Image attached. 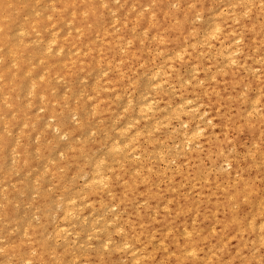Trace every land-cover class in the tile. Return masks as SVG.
Here are the masks:
<instances>
[{
    "label": "bare ground",
    "instance_id": "obj_1",
    "mask_svg": "<svg viewBox=\"0 0 264 264\" xmlns=\"http://www.w3.org/2000/svg\"><path fill=\"white\" fill-rule=\"evenodd\" d=\"M113 1L116 0H0V87L8 98L15 91L20 94L23 90L15 88L11 79L21 85L22 79L33 80L34 74V83L28 84L30 90L27 92L23 86L24 93L29 92L32 100L36 97L41 99L38 102L54 119L61 113L57 114L55 110L59 105L55 93L52 94L53 79L62 77L71 81L78 76L88 77L100 66L113 67L111 76L104 77L101 83L96 82L99 85L91 89L92 115L104 120L115 110L116 104L111 97L121 96L126 90L124 86H129L131 92L136 91L144 75L153 79L152 85L151 79L148 82L150 86H159L163 82L168 86L175 83L177 87L175 94H170L160 85L155 104L135 100L134 104L141 101L140 106H135L146 121L140 123L135 120V124V118L133 121L125 118L129 122H125V126L116 133L121 140L116 139L117 135L115 138L106 137L105 132L103 135L108 140L104 142L102 137L104 144L100 155L96 156V150H93L94 158H88L90 160L86 159L88 155L86 158L80 156L83 162L85 159L89 161L86 162L88 164H76V154L84 150L82 146H86L87 141H79L82 148L71 146L68 155L63 154L64 161L71 166V170H66L72 172L75 166L82 169L84 181L78 186L72 174L71 180L64 182L69 186L67 194H62V198L58 197L60 194L57 196L60 203L49 202L51 197L48 196L46 203L51 207L45 205L49 209L58 205L57 210L51 209L52 212L58 211L53 214L58 222L52 220L54 224H50V216H45L47 213L44 212L39 217L43 225L36 222V227H24L23 232L17 230L16 234L22 232L21 236L10 233L13 226L7 230L12 237L0 248V264H264V0H117L121 2L118 10L111 3ZM167 4L176 8L166 11ZM146 6L148 10L142 11ZM223 7L226 9L222 10ZM63 25H68L65 35L59 34ZM17 35L19 38L22 35L23 39H18ZM253 43L257 50L262 51L258 60L249 55ZM150 44L152 55L148 53ZM39 49L49 53L54 49L55 52L44 59L38 57ZM40 60L45 64L44 75H39L35 67L30 68ZM116 63L121 68H114ZM183 69H187L186 74ZM3 94H0L2 102L3 99L6 101ZM17 99L6 101L7 106L6 102L1 104L15 115L23 105L19 107ZM66 100H63L65 104ZM28 105L31 103L27 104L26 100L25 106ZM73 105V113L75 111L79 118L82 102ZM134 108L130 109L132 114ZM204 114L205 121L210 123L207 122L208 125L198 120L202 116L195 119ZM9 116L11 118L12 115ZM24 117L29 120V116ZM11 119V126L16 125L15 118ZM173 121H183L187 128H173L174 133H168V125ZM25 122L19 126L18 133L26 140V145L34 127L30 129V124ZM33 122L32 125L35 124ZM78 123L81 125L80 120ZM6 124L1 127L7 128ZM79 126L78 129L82 125ZM234 132H246L250 136L247 148L239 151ZM173 136L176 149L170 153V161L174 165L169 167L167 147ZM0 137L2 160L5 153L2 144H11L7 142L10 138ZM96 137L99 138L98 135ZM95 146L102 147L96 141L85 149L90 151ZM185 147L189 149L185 151ZM129 149L133 155H138V159L127 160ZM62 150L60 152L67 149ZM84 153L82 156L86 155ZM25 154L23 152L20 158L21 166L30 171L34 167ZM60 155L61 159L62 153ZM50 163L54 165L52 161ZM58 168L53 171H62ZM78 170L76 173L80 172ZM7 171L5 168L4 172ZM43 174L39 177L45 176ZM57 175L51 176L55 182H62L66 172L58 178ZM39 177L36 180L43 182L44 178L41 180ZM64 183L60 185L62 188ZM14 184L17 185L16 182ZM9 200L4 201V209L0 210L4 220L13 223L15 211L13 213L10 209ZM81 206L84 218L92 211L102 214L101 218L105 216L97 232L99 223L95 221V225L93 218L88 219L87 216L88 227L83 231L79 221L84 223V219L75 218V215L78 217L75 208L80 209ZM112 207L116 209L113 213L103 214ZM29 213L32 214L30 220L33 213ZM29 220L27 222L31 223ZM77 222L83 228H79L81 231L76 228L75 233L82 237L89 232L102 244V251L84 253L75 247L78 251L73 252L75 245L68 247L67 227L76 226ZM7 223L1 221L0 225ZM104 223L110 225H105V228ZM47 225L51 227H47L44 234ZM61 238L63 240L59 243L62 244H58ZM122 258L124 263H121Z\"/></svg>",
    "mask_w": 264,
    "mask_h": 264
},
{
    "label": "rangeland",
    "instance_id": "obj_2",
    "mask_svg": "<svg viewBox=\"0 0 264 264\" xmlns=\"http://www.w3.org/2000/svg\"><path fill=\"white\" fill-rule=\"evenodd\" d=\"M113 5H115V8L118 10V8H117V6L119 7V9L121 8V2H119V1H113V2H111ZM176 8V7H175ZM174 8V5H170V4H167L166 6H165V9H166V11L167 10H172V9H175ZM226 9V7H223L222 8V10H225ZM148 10V7L146 6V7H143V9H142V11H147ZM114 14V13H113ZM113 14H111V15H113ZM114 16H116V13H115V15ZM115 20V19H114ZM163 20H166L165 18L163 19ZM67 29H68V25H63V26H61L60 28H59V34H61V35H65L66 34V32H68L67 31ZM116 30L118 31V28H116ZM20 35V34H19ZM19 35H17L18 37V39H20V40H22L23 39V37L21 38V36H20V38H19ZM248 36H246L245 38H247ZM38 46V45H37ZM41 46H43V45H41ZM251 48H252V50L251 51H249V55L250 54H252V55H254V57H256L255 58V60H258V57H260L261 56V54H262V51L261 50H257V46H256V44L255 43H253L252 45H251ZM151 51H152V45L150 44L149 45V47H148V53L150 54V55H152L153 53H151ZM53 52H55L54 51V49L52 50V51H50V53L51 54H53ZM50 53H49V51H45V52H42L40 49H39V54H38V57H44V59L46 58V57H49V55H50ZM43 59V60H44ZM43 60H40V61H36V62H34L31 66H30V68H32V67H35L36 68V71H37V73H39V75L41 74V75H44L45 73V64L43 63ZM39 64V66H37ZM2 65V62H1V60H0V66ZM37 66V67H36ZM111 68H113V67H106V66H100L99 68H97V69H94L93 71H91L90 72V74H89V76L88 77H75L73 80H71V81H66L65 79H63L62 77H58V78H56V79H53V81H52V87H53V90H52V94H54V96H56V102L58 103V105H59V108H57V107H55V105L57 104H55L54 105V107H55V110H56V112H58L57 114H59V113H61V114H59V115H57V117H54V119H53V117H49L50 115L48 114V112L46 111V110H44L45 109V107H44V109H43V106H42V104L40 103L41 102V99L39 100V98L38 97H36L37 98V100H36V98L35 99H30V98H32V97H30L31 95H29V92L28 93H26L27 91H28V89H29V85L28 84H30V82L31 81H33L34 79H35V77H34V74H32V76H33V80H31V81H29L27 78V85H26V79L23 81V79L21 80V82L20 83H22L21 85L19 84V81H16V83H14L13 81H15L14 79H11L12 80V83L13 84H15L16 85V87L15 88H18V89H23V90H21L22 92H20V94L17 92V91H15V93H14V95L11 97V95H9L10 97L8 98V96L6 95V93H4L5 91L3 90V88H1L0 90V94L2 95L3 93V95L5 96L4 98H5V100L6 101H10V100H16L17 99V97H18V95H19V98L17 99V103H19V107H20V104H23L20 108H18L19 110L18 111H16L15 112V115H14V112L12 113L10 110H8V108L6 109V106L8 105L7 104V102L6 101H4V99H3V102H2V97L3 96H1L0 97V105H3V106H0V115L1 116H3L2 114H4V117L2 118L1 116H0V131L1 132H4L3 134L0 132V135L1 136H3V138H6V139H8V138H10V139H8V141L7 142H10V144L11 145H9V143H7V144H2V146L1 147H3V149H4V152L6 153V151L8 152V153H6V155L7 156H5V153H3L2 154V160H1V158H0V194H2V197L4 196V197H6V199L7 200H9V199H11V200H9V202H10V204H9V202H8V204H9V206H10V209L13 211V213H14V211H15V213L13 214L14 216H15V219L13 218V223H15V224H13L11 221L9 222V223H7V221H5L4 220V217H2L3 216V212H2V210L4 209V208H2V207H4L5 206V203H6V201L7 200H4L5 198L3 197V199H2V197L0 196V200H4L5 201V203H4V201H0V208H2V210H0V223H1V221H3V222H5V223H7L6 225H8V226H6L5 224H3V226L5 225V227H6V229H5V227H3L2 226V224L0 225V226H2L1 227V231H0V248H2L3 247V245L5 244V242H8L9 240H10V238L12 237V235H9L10 233L11 234H14L13 236H16V235H19V236H21V234H22V232H23V229H24V227L25 228H28V227H31V226H33V227H36L37 226V224H42V220H41V218H39V217H42V215L41 214H44V212L45 213H47L45 216H50L49 218H50V224L52 223V224H54L53 222H52V220H54L55 222L57 221L58 222V220H56V218H55V216H53V214L55 213V215L58 213V211H56V212H52V211H54V210H57L58 209V205H54L55 207H53V204H52V207L53 208H50L49 209V207H51V205H50V203H48V205H49V207H47L48 205H47V201L49 200L48 199V196H49V198H50V200H49V202L51 201V203H60L59 201H61L59 198H62L65 194H67V192H68V189H67V187L69 188V186L67 185V183H64V182H66V181H69V180H71V176L70 175H72V176H74L75 177V179H74V177H73V179H74V182H75V184H77L78 186H80L81 184H82V182L84 181L83 179V177L82 176H84V173H83V171H82V169H80V168H77V166H75V169L72 171V172H70V170H71V166H70V164L69 163H67L66 161H64V157L65 156H67L68 155V153H69V149H71V146H73L74 148H79V147H81L82 146V144L81 143H79V141L81 142V140L83 141V140H85V142L83 141V143H85L86 144V146H91V145H94V142H98L99 144H100V146H102L101 148L100 147H98V146H95V147H93V149L92 150H86L85 149V145L83 144V148H84V150L81 152L80 151V154H76V156H77V163L76 164H81L83 161H82V158H86V156L88 155V157L86 158L87 160H90L91 159V157L92 158H94L93 157V153L95 154V152L93 151V150H96V156H98V155H100V153H102V150H103V144H104V142H106V140H108V139H106L105 137H104V135H106L105 134V132L107 133V135H106V137L108 136V137H116V133H118V131L117 130H119V129H121V128H123V126H125V122L127 123V122H129V121H127L126 119H128V120H132L133 121V119H134V122H135V120L136 121H138V122H140V123H142L143 121H146L143 117H141V113L139 114L138 112H137V107L138 106H140V105H138V104H140L141 103V101L144 103V104H146L147 102H151V103H153V104H155V98L156 97H158V92H159V90L161 89H158L159 88V86L160 87H162V89H168L167 90V92L169 93L170 92V94L172 93H174L175 94V92L177 91V87H176V84L175 83H171L170 84V86H168L167 84H165V83H163L162 82V84H158L159 86H157V85H155V86H150V85H152V83H153V79H151V78H149V76L148 75H144V77L142 76L141 78H140V83H141V86L134 92H131V90H130V87L129 86H124V88L126 89L124 92H123V94H121V96H117V98L114 96V97H111V100H112V102H113V104L115 105V110H114V112L112 113V117L110 116V117H108L107 119H104L103 120V118H101V120H100V118H97V117H95L94 115H92V95H91V93H92V90L94 89V86H98L99 85V83H101L102 82V80L104 79V77H110L111 76V74H112V69ZM114 68H116V69H119V68H121V66H119L118 65V63H116L115 64V66H114ZM183 72L186 74L187 73V69H183ZM199 72V71H198ZM199 74H201V72H199ZM150 79H151V81H150ZM29 81V82H28ZM98 81H100L99 83H96V82H98ZM151 82L150 83V85H148V82ZM143 82H144V84H143ZM145 82H146V84H145ZM33 83H34V81H33ZM17 84H19L20 85V87H18L17 86ZM142 84H143V86L144 85H146V86H144V90L142 89ZM31 85V84H30ZM27 89V90H25L24 89V87ZM152 88V87H154L153 89H155V90H153V89H150V87ZM146 87V88H145ZM92 89V90H91ZM164 89V90H165ZM171 89V90H170ZM24 90L26 91L25 93H24ZM30 90V89H29ZM143 90V91H142ZM242 90H245V89H242ZM2 91H4V92H2ZM142 91V92H141ZM17 92V93H16ZM138 92V93H137ZM139 92H141V94L139 93ZM23 93H24V95H23ZM109 93V92H108ZM22 94V95H21ZM17 95V96H16ZM109 95H111L110 93H109ZM122 95H124V96H122ZM140 95H142V96H140ZM7 96V97H6ZM16 97V99H15V97ZM23 96V97H22ZM112 96V95H111ZM139 96V97H138ZM21 97V98H20ZM122 97V98H121ZM138 97V99H136ZM8 98V99H7ZM22 98H23V100H22ZM139 98H141V99H139ZM21 99V100H20ZM66 100V104H65V101H63V100ZM129 99H131V101L129 100ZM26 100H27V104H30L31 103V108H28V106H25V103H26ZM30 100V101H29ZM129 100V101H128ZM137 100H141L139 103H137V104H134V103H136V101ZM9 101H8V103H9ZM38 101H40V102H38ZM60 101V102H59ZM63 101V102H62ZM69 101H70V103H69ZM6 102V103H5ZM24 102V103H23ZM29 102V103H28ZM37 102V103H36ZM75 103V105H77V103H79V102H82V105H83V108H82V110H81V114H79L78 116H79V118L81 117V119H79L74 113H75V111H74V113H73V104ZM130 102L132 103V105L130 106ZM1 103H5V105L4 104H1ZM66 105V106H64V104ZM69 103V104H68ZM63 104V107L61 106ZM127 104L130 106H128L130 109L132 108V107H135L134 108V111H133V114L130 112V109H128V107H127ZM134 104V105H133ZM39 106V108H37L38 106ZM57 105V106H58ZM137 107H136V106ZM142 105V104H141ZM23 106H25V107H27V108H25L24 107V109H23ZM29 106V107H30ZM33 106V107H32ZM68 106V107H67ZM3 107H5V108H3ZM68 108V110H67V108ZM65 108V109H64ZM72 109V111L70 110V109ZM129 110V112H126V110L127 109ZM21 109V110H20ZM61 109H63L64 110V112H62L63 110H61ZM7 110V111H6ZM25 110H26V112H25ZM65 110H67V111H65ZM189 111V110H188ZM21 112H23V113H21ZM137 112V113H136ZM12 113V114H11ZM126 113V114H125ZM8 114L9 115H12L11 116V118H15L14 119V121L15 122H17V124L16 125H14V126H11V122H12V119L10 118V116L9 117H7L8 116ZM22 114H24L23 116H26V118L29 116V120H28V118L27 119H25V117L24 118H22L23 116H22ZM25 114H27V115H25ZM130 114V115H129ZM138 114V115H137ZM127 115V116H126ZM133 115V116H132ZM15 116V117H14ZM22 116V117H21ZM131 116V117H130ZM200 116H202L201 118H200ZM8 119V120H6L5 121V119L6 118ZM33 117H34V120H33ZM200 118V119H198V118ZM2 118V119H1ZM5 118V119H4ZM10 118V119H9ZM126 118V119H125ZM205 118H206V114H204V115H199V116H196V120L198 119L199 121H201L202 123H204V124H206V125H208L207 124V122L208 121H205ZM3 119H4V121H3ZM24 119V120H23ZM35 119H36V121H35ZM57 121H56V120ZM59 119H60V121H59ZM63 119V120H62ZM21 120V121H20ZM35 121V122H33V121ZM80 120V123H81V125L82 126H84V127H82L79 123H78V121ZM1 121H3V122H1ZM8 121V122H7ZM20 121V122H19ZM25 121H27V122H25ZM100 121H102V122H100ZM106 121V122H105ZM23 122H25L27 125H29V128L30 129H32L33 127L35 128H33L32 130H31V133L28 135V137H27V143L28 144H26L25 145V143H26V140H24V139H22L21 138V136H20V133H18V128H19V126L23 123ZM32 122L33 123H35V124H33L32 125ZM57 122H58V124H57ZM60 122V123H59ZM5 123H7L8 124V126H7V128H6V126L5 127H1V126H4L5 125ZM81 126H79L78 124ZM139 123V124H140ZM209 123V122H208ZM4 124V125H3ZM6 124V125H7ZM77 124V126H75ZM135 124H136V122H135ZM210 124V123H209ZM32 125V126H31ZM35 125V126H34ZM56 125H58L57 127H55ZM105 125H107L105 128H103ZM111 125H113V126H111ZM61 126H62V128H61ZM80 127L79 129L77 128V127ZM85 126H86V128H85ZM110 126V127H109ZM12 127V128H11ZM17 127V128H16ZM100 127V128H99ZM114 129H113V128ZM139 127H141L140 125H139ZM4 128H5V130L6 131H8V132H6L5 130H4ZM8 128H10V129H8ZM82 128H83V130H82ZM84 128H85V130H84ZM102 128H103V130H102ZM109 128H111V129H109ZM175 130H182L183 128L184 129H186L187 128V126H186V124H184L183 123V121H181V122H171L169 125H168V128H167V132L168 133H174V129ZM182 128V129H181ZM57 129H58V131H57ZM71 129H72V131H71ZM75 129V130H74ZM76 129H77V131H76ZM20 130V129H19ZM69 130V131H68ZM109 132H108V131ZM115 130V131H114ZM64 131V132H63ZM73 131H74V133H73ZM6 132V133H5ZM20 132V131H19ZM96 132V133H95ZM104 132V133H103ZM134 132V130L132 131V133ZM36 134H38L37 136H35ZM95 134H97L98 136H99V138H97L96 136H94ZM104 134V135H103ZM115 134V135H114ZM119 135H117V137H116V139H120L119 137H118ZM233 136L234 137H236V141H237V143H238V149H239V151H241L242 150V148H247L248 146H249V138H250V136L246 133V132H243V133H236V132H234L233 133ZM102 137H103V139H105L104 140V142H103V144H102ZM1 138V137H0ZM19 139V140H18ZM20 139H21V141H20ZM95 139V140H94ZM100 139V140H99ZM122 139V138H121ZM120 139V140H121ZM99 140V141H98ZM16 141H18L17 143H15ZM38 141V142H37ZM101 141V142H100ZM54 142H55V144H54ZM78 142V143H77ZM169 146L167 147V148H169V150H167L168 151V166L169 167H172L173 165H174V162H172V161H170L171 160V154L170 153H173V151H174V149H176L174 146V143H176V139H175V137L173 136V137H171L170 139H169ZM39 143V144H38ZM74 143V144H73ZM76 143V144H75ZM14 144V145H13ZM17 144H21V146H17ZM36 144L38 145V147H36ZM41 144H43L42 146H41ZM12 145H13V147H12ZM16 145V146H15ZM80 145V146H79ZM12 147V148H10V147ZM46 146V149L44 148ZM68 146H70V148H68ZM16 149H15V148ZM23 147V148H22ZM35 147L36 148H38V150H35ZM49 147H52V149L50 148L49 149ZM65 147V148H64ZM67 147V148H66ZM72 147V148H73ZM81 147V148H82ZM24 148H26V149H24ZM43 148H44V150H43ZM64 148V149H67V150H65L64 152H60V150H62V149ZM7 149V150H6ZM13 149H15V150H13ZM22 149L24 150L23 152L24 153H26L25 154V156L31 161V163L33 164V167L34 168H32L29 172L27 171V170H25L21 165V162H20V158L22 157ZM49 149V150H48ZM63 149V150H64ZM189 149V147H185L184 148V150L185 151H187ZM62 150V151H63ZM12 151H14V152H12ZM44 151V152H43ZM47 151H48V153L50 152V154H48L47 153ZM98 151V152H97ZM60 152V153H59ZM86 153V155H84V156H82V154L83 153ZM14 153V154H13ZM28 153V154H27ZM62 153V158L61 159H63V161L60 159V157H61V154ZM84 153V154H85ZM89 153H91V154H89ZM19 156H18V155ZM40 154V155H39ZM49 155V156H47L46 157V155ZM65 156H64V155ZM18 156V158H15V157H17ZM44 156V158L42 157V156ZM90 155H92V156H90ZM30 156V157H29ZM40 156V157H39ZM64 156V157H63ZM82 158H81V157ZM95 156V155H94ZM4 158H6V160L4 159ZM13 158H15V159H13ZM88 158H90V159H88ZM4 159V160H3ZM16 159H18V160H16ZM57 159H60V161L59 160H57ZM79 159V160H78ZM86 159L84 160V162L82 163V164H88V163H86V162H89V161H86ZM136 159H138V155H133V152H132V150L131 149H129V153L127 154V160H136ZM9 160L12 162L13 160H15V162H14V164H11V162H9ZM49 160H51L53 163H54V165L52 164V163H50L49 162ZM55 160H57V161H55ZM2 161V162H1ZM4 161V162H3ZM170 161V162H169ZM9 162V163H8ZM37 162V163H36ZM55 162H57V163H55ZM59 162V163H58ZM3 163V164H2ZM5 163H7V165L5 164ZM16 163V164H15ZM50 163V164H49ZM19 164V165H18ZM1 165H2V167H1ZM5 165V167L3 168V166ZM11 165H12V167H11ZM48 166V167H45V166ZM50 165L51 166H53V167H50ZM63 165V166H62ZM13 166H14V168H13ZM16 166V167H15ZM59 166H61L62 168H64L63 170L61 169V168H58ZM65 166V167H64ZM43 167H45V168H48V169H44ZM5 168H6V171L8 172H4L5 171ZM17 168H19V171L18 170H16ZM23 168V169H22ZM50 168L52 169V171L50 170ZM55 168H58V171L59 170H62V171H60V172H55V171H53V170H55ZM66 168L67 169H69L70 168V170H66ZM3 169H4V171H3ZM9 169H14V170H10L9 171ZM43 169H44V174H45V176H43L44 174L42 173L43 172ZM78 169H80V170H78ZM46 170L48 171V173L46 172ZM75 170H78V172L79 173H76L77 171H75ZM40 171H41V173H40ZM49 171H51V172H55V173H51V172H49ZM3 172V173H2ZM46 172V173H45ZM64 172H66V175H65V178H63V180H62V182L60 181V180H58V182H55V180L53 179L54 178V176H55V174L57 175H61L62 173H64ZM12 173H13V175H12ZM38 173H40V174H43L42 176L43 177H39V175H38ZM74 173L76 174V176L74 175ZM53 176V178H52V176ZM8 177H7V176ZM33 175H36V176H33ZM38 175V176H37ZM58 175H57V178H58ZM4 176H6V177H4ZM10 176V177H9ZM67 176V177H66ZM36 177H39V179H43V182H41L40 180H36L37 178ZM46 177V178H45ZM50 177H51V179H50ZM70 177V178H69ZM83 178V179H82ZM47 179V180H46ZM53 179V180H52ZM36 180V181H35ZM45 180V181H44ZM51 181V183L50 182H47V181ZM83 180V181H82ZM13 181V182H12ZM17 183V185L16 184H14L15 182ZM46 182V183H45ZM11 183L12 184H14V185H11ZM43 183V184H42ZM57 183V184H56ZM64 183V185H63V188L61 187L62 186V184ZM53 184H54V186H53ZM56 184V185H55ZM7 186V187H2V186ZM9 185H11L12 186V188H14V186H15V190H13L12 188H10L9 187ZM41 185V186H40ZM61 185V186H60ZM35 186V187H34ZM36 186H37V188H36ZM43 186V187H42ZM53 187L52 189H50V187ZM59 186L61 187V189L59 188ZM18 187H21V188H18ZM25 187V188H27V189H25V190H27V192L25 191V190H23V188ZM33 187H34V189H33ZM56 187V188H55ZM64 187H65V189H64ZM4 188H7V189H4ZM40 188H42L41 189V193H39L40 192V190L39 189ZM20 189H22V191H20ZM38 189V191H36ZM50 189V190H49ZM58 189H60V190H58ZM64 191H63V190ZM72 189V188H71ZM13 190V191H12ZM62 190V191H61ZM25 191V192H24ZM47 191H48V193H47ZM50 191H52L51 193H50ZM55 191H56V193H55ZM59 191V192H58ZM61 191V192H60ZM67 191V192H66ZM18 192V193H17ZM53 193V194H52ZM5 194V195H4ZM8 196H7V195ZM14 194H17V195H15L14 196ZM23 194V195H22ZM50 194V195H49ZM53 196H52V195ZM58 194H60V196H58ZM63 194V196L61 197V195ZM45 197H44V196ZM56 195V196H55ZM22 196H23V198H22ZM25 196H27L26 197V199H28V200H26L25 199ZM47 196V197H46ZM55 196V197H54ZM59 198H58V197ZM11 197H13V198H11ZM43 197H44V199H43ZM57 197V198H56ZM46 198V199H45ZM53 198H54V201H53ZM56 198V199H55ZM13 199V200H12ZM20 199H22V200H20ZM25 199V200H24ZM13 201H15V202H17V203H15V202H13ZM19 201V202H18ZM25 202V203H24ZM14 203V204H13ZM27 203V204H26ZM31 203V204H30ZM43 204H44V206L46 207V208H44V206H43ZM47 206H46V205ZM40 205V206H39ZM36 206H38V207H36ZM42 207V208H41ZM34 208H39V210L38 209H34ZM48 208V209H47ZM78 208V207H77ZM77 208H75V211L77 212V216L78 217H76V215H75V218H77V220H81V219H84L83 221H84V223L82 222V221H79V223L80 224H82L83 225V227L77 222V225L76 226H73V224L71 225V226H69V227H67V238H68V240L70 241V242H68L67 244H68V247H70V245H75L74 246V249H75V247H77V249H79V251H85L84 253H86V251H92V252H97V251H102L103 250V248L104 247H102V244L101 243H99V240L98 239H96V238H94V236L93 235H89V232L88 233H86L84 236H82L81 237V234L79 233H75V232H77V229L78 230H82V228H83V231H85L84 229H85V227L87 226L88 227V220L86 219V216L88 217V219L89 218H93V221H94V223H95V221H97V223H99V227L96 225V223H95V225H96V227H97V229H96V232H97V230H99V228L101 227V225L100 224H102L103 223V218H105V216L103 217V218H101V216H102V214H97L96 212H88V215L86 214V216H85V218L83 217V214L81 213V208H82V206L81 207H79L80 209H77ZM51 209H52V211H51ZM77 209V210H76ZM116 209H114V207H112V208H108V209H106L105 210V212L103 213V214H105L106 212L107 213H109L110 211H112L111 213H113V211H115ZM29 211H31L32 213H33V216H35L34 217V219L36 220V218H37V220L35 221H32L33 220V216H31V219L29 220V218H30V215H32L31 213H29ZM2 212V213H1ZM34 212H36V213H34ZM40 214H38V213ZM91 214V215H90ZM52 215V216H51ZM100 217H99V216ZM29 216V217H28ZM99 218H98V217ZM38 218H39V220H38ZM49 218H47L48 219V223H49ZM52 218V219H51ZM55 218V219H54ZM74 217H73V222L76 220ZM101 218V219H100ZM75 219V220H74ZM85 219L87 220L86 222H85ZM94 219H97V220H94ZM31 221V223H29V222H27V221ZM26 221V222H25ZM100 221H102V223H100ZM35 222V223H34ZM36 222H37V224H36ZM26 223H27V225H26ZM29 223V224H28ZM72 223V222H71ZM74 223H76V222H74ZM10 224V225H9ZM11 224H13V225H11ZM20 224V225H19ZM79 224V225H78ZM86 224V225H85ZM18 226V228L17 229H14V228H16L17 226ZM43 225V224H42ZM105 225H106V227H108L110 224L108 223V224H105L104 223V227H105ZM108 225V226H107ZM12 226H13V228H12ZM16 226V227H15ZM41 227V229H42V226L41 225H38V227ZM47 227L49 228V227H51V226H46V227H44L45 228V230H44V228H43V232H44V234L47 232L46 230H47ZM103 227V229H104V231L106 230L105 228ZM4 228V229H3ZM11 228H12V230H11ZM74 228V229H73ZM77 228V229H76ZM80 228V229H79ZM22 230V232L20 233V234H16L18 231H21ZM87 229V228H86ZM6 232H5V231ZM7 230H11L10 231V233L8 234L7 232H9V231H7ZM18 230V231H17ZM80 230V231H81ZM4 231V232H3ZM17 231V232H16ZM74 231V232H73ZM82 231V232H83ZM103 230H101L100 232H102ZM95 232V234H97ZM99 232V231H98ZM3 233V234H2ZM4 233H7L8 234V236H7V234H5V236H4ZM3 235V236H2ZM2 237V238H1ZM9 237V238H8ZM66 238V237H65ZM64 238V239H65ZM66 238V239H67ZM6 239V240H5ZM65 239V240H66ZM61 240V242H62V240H63V238H61V239H59L58 240V244H62V243H59V241ZM64 240V242L66 243L67 242V240L65 241ZM99 243V244H98ZM98 245V246H97ZM72 249H73V247H72ZM77 249H75L73 252H75V251H78ZM0 254H2V250L0 249ZM126 257V259H127V256H125ZM125 262V260L122 258L121 259V263H124Z\"/></svg>",
    "mask_w": 264,
    "mask_h": 264
}]
</instances>
